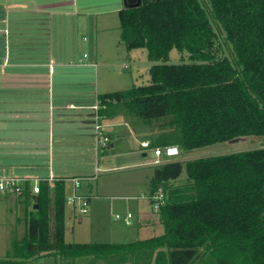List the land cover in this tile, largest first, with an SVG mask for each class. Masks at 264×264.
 I'll use <instances>...</instances> for the list:
<instances>
[{
	"label": "trees",
	"instance_id": "trees-1",
	"mask_svg": "<svg viewBox=\"0 0 264 264\" xmlns=\"http://www.w3.org/2000/svg\"><path fill=\"white\" fill-rule=\"evenodd\" d=\"M121 39L145 49L154 65L149 83L100 95L102 108L122 103L157 129L152 146L182 153L230 142L264 139V0H142L119 11ZM177 50L187 62L170 64ZM106 113L108 111L101 112ZM187 174V184H170ZM163 235L127 245L67 243L66 183L43 185L23 247L0 264H37L52 256L76 263L148 255L158 264H264V146L155 167ZM56 264V263H55Z\"/></svg>",
	"mask_w": 264,
	"mask_h": 264
},
{
	"label": "crops",
	"instance_id": "crops-1",
	"mask_svg": "<svg viewBox=\"0 0 264 264\" xmlns=\"http://www.w3.org/2000/svg\"><path fill=\"white\" fill-rule=\"evenodd\" d=\"M122 4L113 0L98 5L84 0H0V177L85 178L81 191L92 198L91 219L110 215L122 200L108 197L110 193L104 190L109 185L94 172L156 164L144 160L113 165L118 156L131 159L140 153L145 158L154 151L156 128L122 103L100 106V95L128 87L117 86L127 85L125 77H107L114 65V41L110 44L108 39H114L111 34L120 28L114 16L119 17ZM97 123L109 138L106 146L97 145ZM125 137L134 144L120 151L114 141ZM151 178L146 177L144 193L127 196L122 206L127 215L132 214L130 225L136 224L135 242L150 239L159 223L148 208ZM71 188L67 182V194ZM26 196L0 194V213L12 212L18 203L26 209L30 206ZM77 214L74 207L71 217L66 210L65 229ZM134 258L132 264H158L148 255Z\"/></svg>",
	"mask_w": 264,
	"mask_h": 264
},
{
	"label": "rangeland",
	"instance_id": "rangeland-1",
	"mask_svg": "<svg viewBox=\"0 0 264 264\" xmlns=\"http://www.w3.org/2000/svg\"><path fill=\"white\" fill-rule=\"evenodd\" d=\"M80 1V0H78ZM88 4L98 5L102 4L106 0H84ZM109 2L111 0H108ZM120 2L123 5V0H113ZM115 21L120 25V19L116 15L114 16ZM112 35V36H111ZM110 36L114 39H108L109 43L114 41L112 45L113 54L112 61L114 65L109 68L110 75H117L120 77H125L126 84L124 82L118 83L119 88L127 87L126 90L132 89L134 86H141L148 84L149 70L154 65V63L148 60L147 51L145 49H135L129 51L122 42L120 28L117 31H114ZM91 40V39H88ZM107 41V39H104ZM102 45V39H100ZM109 45H106V47ZM110 48V47H109ZM115 53V54H114ZM187 62V55L180 54L177 50H173L170 54V64H181L183 61ZM124 64V65H122ZM123 66V67H122ZM127 66L128 69H125ZM106 77V76H105ZM121 81V80H120ZM118 88V87H117ZM157 132V129L156 131ZM115 146H118V150H127L132 147L131 139L128 137L123 138L122 140H115ZM264 146V139L258 137L243 138L237 143L225 142L216 144L213 146H207L204 148L192 150L186 153H182L180 150V155L171 159H161L157 160L155 157L154 151L158 148H153L154 151H149L148 156L142 158V154L138 153L136 156H133L131 159H127L126 156H118L113 162L114 166L122 165L128 162L136 161H149L156 164H152L149 168L142 169H126L119 168L111 172H94L96 178H99V181L109 185L106 188V192L110 193L108 197H117V199L124 200L127 196L130 198L137 197L141 192L144 193L145 180L146 177H152V172L155 167L166 162H182L187 163L203 158L225 156L240 152H246L250 150H255L262 148ZM130 158V157H129ZM109 159L106 158V161ZM158 161V162H157ZM103 167H101L102 169ZM187 184V174L184 171L182 176L176 182L170 184L172 187H183ZM137 194V195H136ZM118 200L120 207L113 211L110 215H104L101 218L91 219L89 215H79L73 216V220L67 221L66 224V241L67 243H97V244H122L127 245L135 242L137 227L135 220L133 221L135 225H127L122 220H117L116 216L126 217L127 213L123 209L124 201ZM134 202V201H133ZM131 202V203H133ZM123 203V204H122ZM20 203L17 204V207L13 209L12 212H1L0 213V260L6 259L7 255L10 252L14 251V248L17 246L23 247L26 234H27V221L29 214L32 211V206L28 205L22 207ZM149 212L151 213L154 219L158 220V225L155 227L157 229L151 233L150 238L159 237L163 235L164 228L161 223L160 215L154 214L152 205L149 204ZM66 210L69 211V217H71V206H67ZM17 218V219H16ZM132 223V220H131ZM154 229V228H152ZM142 241V240H141ZM124 262H120V258L116 257H106L97 260L94 257H85L79 259L75 264H132L134 257L126 256L124 257ZM52 256H47L43 259H40L37 264H74L71 259H59Z\"/></svg>",
	"mask_w": 264,
	"mask_h": 264
},
{
	"label": "built area",
	"instance_id": "built-area-1",
	"mask_svg": "<svg viewBox=\"0 0 264 264\" xmlns=\"http://www.w3.org/2000/svg\"><path fill=\"white\" fill-rule=\"evenodd\" d=\"M86 57V56H85ZM94 135L97 145L106 146L109 143V138L103 132V126L96 124ZM147 146V145H146ZM157 160L171 159L180 155V149L177 146H167L159 148L154 151ZM157 161V162H158ZM87 179L85 178H72L68 180L56 179L54 176L49 178H18V177H0V194L4 196H13L22 198L26 196L27 188L30 189L32 195L41 193L43 185L53 184L59 181L69 182L72 185L71 191L67 194L66 205L74 207L80 215L87 216L90 212V205L92 198L83 193L81 190L83 184ZM148 200L151 202L152 209L155 213H159L161 208L166 204L165 192L161 188L153 196H149ZM117 220L124 221L127 225L131 224L132 214L126 217L116 216Z\"/></svg>",
	"mask_w": 264,
	"mask_h": 264
},
{
	"label": "water",
	"instance_id": "water-1",
	"mask_svg": "<svg viewBox=\"0 0 264 264\" xmlns=\"http://www.w3.org/2000/svg\"><path fill=\"white\" fill-rule=\"evenodd\" d=\"M142 0H123L124 3V8H133V7H138L141 5ZM241 139H234L230 141L231 143H237ZM34 209H37V206H35Z\"/></svg>",
	"mask_w": 264,
	"mask_h": 264
}]
</instances>
